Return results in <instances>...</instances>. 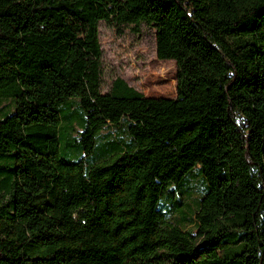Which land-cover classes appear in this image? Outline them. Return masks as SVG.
Listing matches in <instances>:
<instances>
[{
	"label": "trees",
	"instance_id": "trees-1",
	"mask_svg": "<svg viewBox=\"0 0 264 264\" xmlns=\"http://www.w3.org/2000/svg\"><path fill=\"white\" fill-rule=\"evenodd\" d=\"M110 20L155 28L174 99L101 93ZM4 100L0 264H264V0H0ZM139 125L210 185L143 181Z\"/></svg>",
	"mask_w": 264,
	"mask_h": 264
},
{
	"label": "rangeland",
	"instance_id": "rangeland-1",
	"mask_svg": "<svg viewBox=\"0 0 264 264\" xmlns=\"http://www.w3.org/2000/svg\"><path fill=\"white\" fill-rule=\"evenodd\" d=\"M98 39L101 57V93L107 94L113 80L122 79L127 85L146 97H176L174 61L159 60L155 52V28L140 24L133 26H117L110 20L98 23ZM6 108H2V107ZM13 102L0 101V117L5 110L12 109ZM67 109L61 110V127L58 129L63 158L73 148L67 137L82 126L76 113L72 117ZM139 133L135 136L137 149L133 153H124L120 160L134 159L141 167L140 177L143 181L165 182L177 184L190 170L200 168L207 184L203 163L199 159L179 156L171 147L159 142L139 125ZM213 167V166H212ZM197 177L188 176L182 188L192 186ZM210 185V184H209Z\"/></svg>",
	"mask_w": 264,
	"mask_h": 264
},
{
	"label": "water",
	"instance_id": "water-1",
	"mask_svg": "<svg viewBox=\"0 0 264 264\" xmlns=\"http://www.w3.org/2000/svg\"><path fill=\"white\" fill-rule=\"evenodd\" d=\"M129 86V85H128Z\"/></svg>",
	"mask_w": 264,
	"mask_h": 264
}]
</instances>
